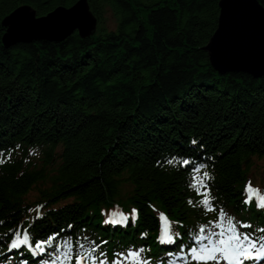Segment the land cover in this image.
<instances>
[{
	"label": "trees",
	"instance_id": "trees-1",
	"mask_svg": "<svg viewBox=\"0 0 264 264\" xmlns=\"http://www.w3.org/2000/svg\"><path fill=\"white\" fill-rule=\"evenodd\" d=\"M75 1L0 0V243L35 204L48 211L38 235L68 228L155 250L164 212L186 238L204 213L173 157L204 162L215 203L240 209L244 181L264 165V79L210 66L202 47L219 0H88L92 36L2 44L17 6L45 15ZM113 204L138 209L136 226H100Z\"/></svg>",
	"mask_w": 264,
	"mask_h": 264
},
{
	"label": "snow or ice",
	"instance_id": "snow-or-ice-1",
	"mask_svg": "<svg viewBox=\"0 0 264 264\" xmlns=\"http://www.w3.org/2000/svg\"><path fill=\"white\" fill-rule=\"evenodd\" d=\"M193 144L197 141L193 140ZM174 160L180 161V166L191 171L190 190H193L198 197V206L207 212L217 211L213 201L216 199L211 194L208 181L212 179L211 175L205 171L207 165L196 163L192 158L173 157L168 159L167 164H173ZM3 163V160H0ZM159 163V162H158ZM243 203L250 205L253 201L258 209H264V193L259 188L252 186L249 181L244 188ZM189 204L193 200L189 199ZM43 205H38L37 209ZM31 211V209H29ZM138 209H132V219L135 221ZM38 212V216H39ZM161 221L160 234L157 240L160 244H174L175 239L180 236L179 233L173 234L170 230V224L165 214L160 213ZM128 216L123 213L113 212L105 223L127 224ZM250 229L251 224L241 223L237 226L234 217L229 215L223 207L219 208L218 218L209 221L208 224L199 225L198 231L189 233L190 246L182 244L180 246L181 254L189 264H245V261L253 262L264 259V235L255 236L248 232H241L240 228ZM264 232V228L259 229ZM58 235V234H57ZM56 236H49L47 239H38L33 244L32 237L27 230L16 232L9 241V249L26 248L33 257L41 256L40 264H108L107 253L100 251V245L95 241H89L85 244L83 241L89 240L87 236L80 240L66 238L60 243H54ZM106 244L107 241H102ZM186 248V251H185ZM51 249V251H49ZM145 248H130L126 252H113L111 264H151V258L145 255ZM47 254L48 259H43ZM99 254V255H97ZM168 256L173 253H167ZM27 264V261L23 262Z\"/></svg>",
	"mask_w": 264,
	"mask_h": 264
},
{
	"label": "water",
	"instance_id": "water-1",
	"mask_svg": "<svg viewBox=\"0 0 264 264\" xmlns=\"http://www.w3.org/2000/svg\"><path fill=\"white\" fill-rule=\"evenodd\" d=\"M218 8L216 28L202 47L210 66L220 75L245 73L264 79V6L258 0H219ZM97 23L88 0L58 5L45 15L22 4L2 19V44L61 42L75 32L87 38Z\"/></svg>",
	"mask_w": 264,
	"mask_h": 264
},
{
	"label": "rangeland",
	"instance_id": "rangeland-1",
	"mask_svg": "<svg viewBox=\"0 0 264 264\" xmlns=\"http://www.w3.org/2000/svg\"><path fill=\"white\" fill-rule=\"evenodd\" d=\"M105 18V24L106 26L111 29L115 27L116 21H115V17L113 16L112 12L109 10L108 12H106L104 14ZM34 194V191L31 192V195Z\"/></svg>",
	"mask_w": 264,
	"mask_h": 264
},
{
	"label": "bare ground",
	"instance_id": "bare-ground-1",
	"mask_svg": "<svg viewBox=\"0 0 264 264\" xmlns=\"http://www.w3.org/2000/svg\"><path fill=\"white\" fill-rule=\"evenodd\" d=\"M35 42V41H34ZM30 43H32V42H30Z\"/></svg>",
	"mask_w": 264,
	"mask_h": 264
}]
</instances>
